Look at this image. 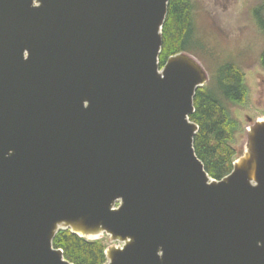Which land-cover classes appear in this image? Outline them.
<instances>
[{"label":"water","instance_id":"1","mask_svg":"<svg viewBox=\"0 0 264 264\" xmlns=\"http://www.w3.org/2000/svg\"><path fill=\"white\" fill-rule=\"evenodd\" d=\"M169 1L0 0V264H73L60 231L108 238L106 264H264V116L213 179L209 74L160 67Z\"/></svg>","mask_w":264,"mask_h":264},{"label":"trees","instance_id":"2","mask_svg":"<svg viewBox=\"0 0 264 264\" xmlns=\"http://www.w3.org/2000/svg\"><path fill=\"white\" fill-rule=\"evenodd\" d=\"M250 16L254 25L264 32V0L252 10ZM192 17V0L169 1L163 29V48L159 57L161 68L171 56L188 50ZM260 63L264 68V53L260 57ZM216 85L233 105H247L249 90L242 68L236 65L222 67L218 72ZM195 109L190 120L199 125L194 144L196 153L209 175L215 180H222L231 173L235 158L241 154L240 147L234 146L236 137L242 130L241 123L208 87L197 91ZM106 241L105 238L94 242L86 241L70 231H60L54 240V247L61 249L65 259L73 264H106Z\"/></svg>","mask_w":264,"mask_h":264},{"label":"rangeland","instance_id":"3","mask_svg":"<svg viewBox=\"0 0 264 264\" xmlns=\"http://www.w3.org/2000/svg\"><path fill=\"white\" fill-rule=\"evenodd\" d=\"M262 2L192 0L191 33L187 42L188 50L184 52L201 63L210 77L206 87L214 91L240 121L242 130L236 137L235 147H240L244 142L246 127L264 116V68L260 63L264 53V32L254 25L250 16L252 10ZM227 65H236L243 70L249 90L246 106L233 105L217 88L218 72Z\"/></svg>","mask_w":264,"mask_h":264}]
</instances>
